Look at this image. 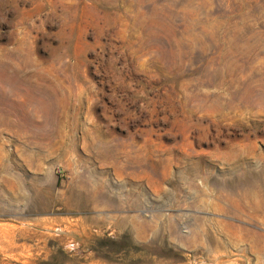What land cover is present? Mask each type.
Listing matches in <instances>:
<instances>
[{"label": "rangeland", "instance_id": "rangeland-1", "mask_svg": "<svg viewBox=\"0 0 264 264\" xmlns=\"http://www.w3.org/2000/svg\"><path fill=\"white\" fill-rule=\"evenodd\" d=\"M0 264H264V0H0Z\"/></svg>", "mask_w": 264, "mask_h": 264}]
</instances>
